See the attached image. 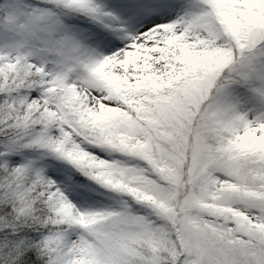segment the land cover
Masks as SVG:
<instances>
[{
	"label": "snow or ice",
	"instance_id": "6c2138e0",
	"mask_svg": "<svg viewBox=\"0 0 264 264\" xmlns=\"http://www.w3.org/2000/svg\"><path fill=\"white\" fill-rule=\"evenodd\" d=\"M0 264H264V0H0Z\"/></svg>",
	"mask_w": 264,
	"mask_h": 264
},
{
	"label": "rangeland",
	"instance_id": "374dc122",
	"mask_svg": "<svg viewBox=\"0 0 264 264\" xmlns=\"http://www.w3.org/2000/svg\"><path fill=\"white\" fill-rule=\"evenodd\" d=\"M90 151H94L98 156L105 159H127L126 156L122 154H112L110 155L108 152L101 150L98 147H91ZM20 157L17 156L16 160H19ZM46 163L51 165L48 167L47 171L49 175H55L53 178L62 179L64 169L70 170L74 179L77 181L79 187L73 192H71V199L80 207H89V206H101V205H113L116 206L117 201L120 199V196L116 193H113L94 181L90 180L88 177H81L73 171L71 165L62 160H58L54 157H47Z\"/></svg>",
	"mask_w": 264,
	"mask_h": 264
},
{
	"label": "trees",
	"instance_id": "16d2710c",
	"mask_svg": "<svg viewBox=\"0 0 264 264\" xmlns=\"http://www.w3.org/2000/svg\"><path fill=\"white\" fill-rule=\"evenodd\" d=\"M13 159H15V160H16V159H17V156H16V157H13Z\"/></svg>",
	"mask_w": 264,
	"mask_h": 264
},
{
	"label": "water",
	"instance_id": "95a60500",
	"mask_svg": "<svg viewBox=\"0 0 264 264\" xmlns=\"http://www.w3.org/2000/svg\"><path fill=\"white\" fill-rule=\"evenodd\" d=\"M73 167V166H72ZM74 168V167H73ZM75 169V168H74ZM76 170V169H75ZM77 171V170H76Z\"/></svg>",
	"mask_w": 264,
	"mask_h": 264
}]
</instances>
